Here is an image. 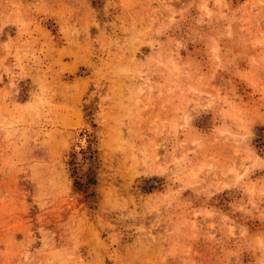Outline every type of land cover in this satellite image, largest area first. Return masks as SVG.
Instances as JSON below:
<instances>
[{"label": "rangeland", "instance_id": "rangeland-1", "mask_svg": "<svg viewBox=\"0 0 264 264\" xmlns=\"http://www.w3.org/2000/svg\"><path fill=\"white\" fill-rule=\"evenodd\" d=\"M0 264H264V0H0Z\"/></svg>", "mask_w": 264, "mask_h": 264}]
</instances>
